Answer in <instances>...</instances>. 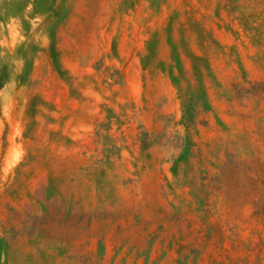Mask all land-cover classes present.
<instances>
[{
    "label": "rangeland",
    "instance_id": "rangeland-1",
    "mask_svg": "<svg viewBox=\"0 0 264 264\" xmlns=\"http://www.w3.org/2000/svg\"><path fill=\"white\" fill-rule=\"evenodd\" d=\"M0 264H264V0H0Z\"/></svg>",
    "mask_w": 264,
    "mask_h": 264
}]
</instances>
